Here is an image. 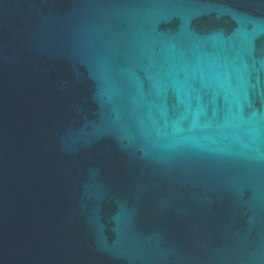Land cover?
<instances>
[{
  "label": "water",
  "instance_id": "obj_1",
  "mask_svg": "<svg viewBox=\"0 0 264 264\" xmlns=\"http://www.w3.org/2000/svg\"><path fill=\"white\" fill-rule=\"evenodd\" d=\"M0 264H264V0H0Z\"/></svg>",
  "mask_w": 264,
  "mask_h": 264
}]
</instances>
